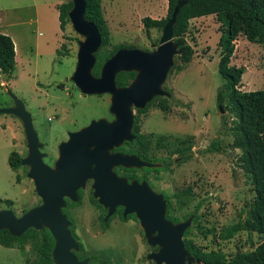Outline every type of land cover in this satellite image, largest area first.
<instances>
[{"label":"rangeland","instance_id":"obj_1","mask_svg":"<svg viewBox=\"0 0 264 264\" xmlns=\"http://www.w3.org/2000/svg\"><path fill=\"white\" fill-rule=\"evenodd\" d=\"M65 1L55 0L56 7ZM100 1L110 39L100 50L96 65L121 47L147 52L157 47L162 30L153 28L147 35L142 19L165 18L167 0ZM36 4L35 9L32 0H0V33L10 36L17 47L12 78L5 80L0 74V109L13 106L7 91L23 103L43 144V161L52 167L58 157L57 147L69 133L93 120L110 121L113 116L109 113V95L82 96L70 81L78 42L83 38L69 23L60 33L57 55L53 48L58 32L54 8L44 6L40 0ZM220 29L214 15L191 19L185 39L194 54L182 72L168 74L163 88L171 94L170 99L158 97L144 111L133 110L138 134L146 145L136 140L120 151L134 154L143 147L151 162L162 166L118 169L116 174L129 180H145L152 190L163 194L168 217L176 222L192 217L186 238L197 250L214 252L231 261L237 253L252 251L263 239L246 230H231L245 220L254 192L250 175L236 164L239 151L229 147L232 136L221 122L226 113H220L216 104V93L223 84L218 73ZM234 46L230 65L244 68L238 89L263 90L264 45L239 35ZM175 64H180L178 58ZM120 78L125 86L133 79L131 73H122ZM162 105L169 109L161 111ZM229 126L227 121L226 128ZM212 142L219 152H205ZM12 151L22 158L27 154L22 125L17 118L0 114V199L12 201L11 211L20 217L40 199L26 177L28 168H9ZM90 185L77 203L63 210L71 221V234L81 246L78 259H89L87 264H154L146 260L154 249L147 245L138 220L116 215L104 224L102 210L92 202ZM3 209L5 206L0 204ZM42 243V233L34 231L14 248L0 246V264H37L42 259Z\"/></svg>","mask_w":264,"mask_h":264},{"label":"water","instance_id":"obj_2","mask_svg":"<svg viewBox=\"0 0 264 264\" xmlns=\"http://www.w3.org/2000/svg\"><path fill=\"white\" fill-rule=\"evenodd\" d=\"M70 1L69 22L83 38L78 42L76 66L70 81L82 96L109 95V113L113 120H93L69 133L68 139L59 143L58 157L51 167L43 161L46 155L41 152L43 144L39 141L31 114L15 95L7 91L13 106L0 109V114L13 116L21 122L27 154L20 164L28 168L26 177L32 182L40 203L20 217L10 209L0 210V231L6 230L18 238L30 229H46L54 240L53 264H87L89 259L79 260L76 256L80 247L62 210L66 207V200L78 202V191L85 190L91 182L93 199L107 212L104 221L119 207L123 208L122 218L134 215L138 220L147 245L157 249L147 255V261L154 264H201L183 243L192 217L176 223L167 219V202L163 194L152 190L145 180H128L114 171L115 168L161 166L115 149L135 138L133 110L144 109L153 98L170 97L162 85L174 65V58L181 54L173 38V27L187 1L178 0L154 50L120 48L101 65L98 76L93 74V69L95 54L101 46L99 31L85 19V0ZM131 72L135 77L130 84L117 86L116 76ZM219 110L223 113L221 108Z\"/></svg>","mask_w":264,"mask_h":264},{"label":"trees","instance_id":"obj_3","mask_svg":"<svg viewBox=\"0 0 264 264\" xmlns=\"http://www.w3.org/2000/svg\"><path fill=\"white\" fill-rule=\"evenodd\" d=\"M186 1L187 4L180 9L173 27V38L178 44L181 54L174 58V65L170 72L174 71V73L179 74L192 60L194 51L185 39L189 21L214 15L221 28V36L218 43L220 48L218 73L223 80L222 86L216 93V104L218 108H221L226 113L221 116V122L225 130L232 136V142L229 147L232 150L239 151L236 164L240 170L250 175L254 192V199L245 220L239 222L231 230L235 232L246 230L249 233L257 234L263 240L252 251L237 253L231 261H226L224 257L214 252L205 253L197 250L193 242L186 238L187 231L184 233L183 243L185 249L196 260H200L201 264H264V89L251 92L240 91L238 86L242 79L244 68L230 65L235 51L234 41L239 35L244 36L251 43L264 45V0ZM177 2L178 0H167L168 7L165 18L151 19L145 17L142 19L147 35H149L150 29H163ZM71 8L72 3L69 0L57 7L61 32H64L65 27L70 23L68 12ZM84 16L87 21L92 22L96 26L101 37V46L95 54L97 62V60H100V50L110 39V31L103 16L101 1L85 0ZM61 47H64V45L62 44ZM56 54L60 55V49L56 50ZM176 58L180 60V64H175ZM102 64L99 63L94 67L93 74L95 76L99 75ZM15 68L16 52L14 42L10 36L0 33V74L4 76L5 80H10ZM120 74L116 76V84L123 87L125 85L120 78ZM134 75V73H131L132 77ZM160 108L163 111L167 109L165 105L160 106ZM227 121H230L228 128H226ZM133 130L136 140L141 144L142 137L138 134L139 126L135 122ZM205 152L217 153L219 149L216 143L212 142ZM134 154L144 161L151 162L147 157L146 149L143 147H140ZM21 159L22 157L17 152L12 151L8 156L9 168L12 171H17L21 168ZM18 180V176H16V181ZM81 192L79 191V195ZM185 192L189 194L190 189ZM92 202L103 210L95 199L92 198ZM0 204L10 210L14 205L10 200L1 199ZM131 216L135 218L134 215ZM166 218L176 223L175 219L173 220L167 215ZM34 231L30 229L18 238L12 237L6 230L0 231V246L14 248L15 243L28 237ZM40 232L43 236L42 259L37 264H53L51 252L54 240L48 230L41 229ZM70 232L72 233V230ZM79 247L81 249L80 245Z\"/></svg>","mask_w":264,"mask_h":264},{"label":"flooded vegetation","instance_id":"obj_4","mask_svg":"<svg viewBox=\"0 0 264 264\" xmlns=\"http://www.w3.org/2000/svg\"><path fill=\"white\" fill-rule=\"evenodd\" d=\"M128 49H132V48H128ZM170 72V71H169ZM131 73H134V72H131ZM135 74V73H134ZM169 74V73H168ZM134 77H135V75H134ZM134 77H133V79H134ZM132 79V80H133ZM165 83V82H164ZM130 84V83H129ZM128 84V85H129ZM127 85V86H128ZM163 86H164V84L162 85V88H163ZM164 89V88H163ZM170 97H171V94H170ZM170 97H165V98H167V99H170ZM158 97H156V98H153L152 100H151V102L150 103H148L147 105H146V107L144 108V109H142V110H140V111H144L149 105H152L153 103H154V100H156ZM166 106V105H165ZM167 107V109H169V107L168 106H166ZM159 109L161 110V111H163L160 107H159ZM166 109V110H167ZM165 110V111H166ZM113 120V119H112ZM109 121V120H108ZM111 121V120H110ZM133 127H134V125H133ZM132 132H133V134H134V136H135V138H134V140L132 141V142H124V144L119 148V149H115V151H120V149L123 147V146H125V145H127V144H132L133 142H135L136 141V135H135V132H134V130H132ZM141 144H142V146H144V145H146V142H145V139H143L142 138V142H141ZM121 152V151H120ZM147 162V161H146ZM150 163H152V162H150ZM161 165V164H160ZM162 166V165H161ZM160 166V167H161ZM159 167V168H160ZM118 169H123V168H115L114 169V171H115V173H116V170H118ZM124 170H132V169H124ZM121 177H123V176H121ZM126 178V177H125ZM129 180V179H128ZM132 180H134V179H132ZM138 181V180H137ZM140 181H142V180H140ZM139 181V182H140ZM91 183V182H90ZM79 191H82L83 192V190H79ZM79 191H78V197H79V200H80V196H81V194L79 195ZM81 192V193H82ZM93 198V197H92ZM78 200V201H79ZM77 203V202H76ZM70 204H72V202H70L69 200H66V207L63 209L64 211L66 210V208L70 205ZM102 209H103V207H102ZM63 210H62V212H63ZM122 211H123V208H121V207H119V208H117L116 209V212L113 214V216H111L110 218H108L107 219V221H104V218H105V215H106V210L105 209H103L102 210V212H103V223L104 224H107L108 222H109V220H111V218H113L114 216H116V215H121V217H122ZM131 216V215H130ZM67 219H68V221L70 222V225H71V221L69 220V216H68V214H67ZM128 217V216H127ZM126 217V218H127ZM126 218H123V219H126ZM157 250V249H156ZM155 251V250H154Z\"/></svg>","mask_w":264,"mask_h":264},{"label":"crops","instance_id":"obj_5","mask_svg":"<svg viewBox=\"0 0 264 264\" xmlns=\"http://www.w3.org/2000/svg\"><path fill=\"white\" fill-rule=\"evenodd\" d=\"M40 1H43L44 2V6L48 7V8H54V11L56 13V17H55V27L57 28L56 31H58L57 33H55V40H56V43L53 45V48H54V52L56 53V50H58L59 48V45H60V28H59V20H58V16H59V12H58V9L56 7V2L55 0H40ZM32 2L34 3V8H38L37 4H36V0H32ZM45 8V7H43ZM15 52H16V55H17V47H15Z\"/></svg>","mask_w":264,"mask_h":264}]
</instances>
